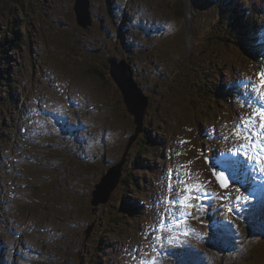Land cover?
I'll list each match as a JSON object with an SVG mask.
<instances>
[{
    "label": "rangeland",
    "instance_id": "1",
    "mask_svg": "<svg viewBox=\"0 0 264 264\" xmlns=\"http://www.w3.org/2000/svg\"><path fill=\"white\" fill-rule=\"evenodd\" d=\"M185 1L91 0L90 13L79 17L76 0H0V70L6 81L0 88V127H6L0 139V264H80L86 255L92 264H216L210 259L215 253L224 264H264V251L255 254L260 250L249 241V229L240 235L232 226L235 219L202 197L211 189L216 201L244 199L257 207L264 196V128L257 116L264 110V0H190L192 57L184 43ZM234 25L233 41L242 33V44H212L229 38L225 28ZM249 25L254 39L248 38ZM2 40L8 44L2 46ZM109 58L124 60L149 98L148 134L141 132L130 149L134 116L111 76ZM243 79L248 85L242 91L238 80ZM16 120L34 128L30 144L57 149L51 154L57 162L74 168L79 201L70 205L64 222L33 207L30 216L21 215L18 204L26 206L33 191L48 202L58 195L43 192L49 178L32 162L34 147L28 158L7 149ZM147 137L156 139L157 147L148 145ZM225 141L241 147L219 145ZM214 156L228 165L237 158L239 166L254 170L246 193L230 186V196L220 188L209 171ZM113 166L122 178L102 189L101 178ZM25 174L31 186L16 181ZM130 175L136 180L123 186ZM97 184L106 204L92 203ZM186 188L198 197L189 201L194 207L181 204ZM202 207L207 215L200 217ZM177 211L195 216L183 221ZM93 212L95 228L85 219ZM255 227L264 230V224ZM220 239L228 241L230 258L217 247L223 245Z\"/></svg>",
    "mask_w": 264,
    "mask_h": 264
},
{
    "label": "trees",
    "instance_id": "2",
    "mask_svg": "<svg viewBox=\"0 0 264 264\" xmlns=\"http://www.w3.org/2000/svg\"><path fill=\"white\" fill-rule=\"evenodd\" d=\"M181 9V8H178ZM183 13H184V19H185V9L183 8ZM250 10L246 9V13L249 12ZM244 12V11H243ZM20 27V26H19ZM233 27V28H232ZM230 26V27H226L225 30L228 32V37H224L221 38L219 37V40L217 41H212L213 45H222V44H226V45H239L242 44V36L241 34H239V36H237V38L239 39L238 42H234L233 38H234V32L235 31V25L234 26ZM17 32V30H16ZM248 32H250V34L248 35L249 39H254L255 37V32L252 26L249 25L248 27ZM196 37V35H195ZM6 43L4 40H2L1 45L4 46ZM250 50V49H249ZM248 50V51H249ZM185 58L182 60L181 64L184 62ZM3 70H0V88L3 87V84L6 83V81H4V77H3ZM9 87L5 90H8ZM169 93L172 92V90L170 89L168 91ZM164 94V93H163ZM213 99L215 100V98L213 97ZM222 100H227L224 99V97L221 98ZM219 100V99H218ZM77 110V109H76ZM39 116L41 115H36L35 119H40ZM83 117V116H82ZM11 118V117H10ZM63 126H65V124L63 123ZM74 128L75 127H71ZM147 130L145 132L148 131V126H146ZM159 128H161V125H159ZM6 129L5 126H1L0 127V139L5 136L4 130ZM11 131H12V135H14V140L12 141V146L11 147H7V149H10L15 151V152H25V157L29 156V146L31 145L32 147H34L37 150V154H33L32 158H33V163L37 166L38 170L40 173L48 176L49 178V183L47 184V187L43 188V192L44 193H51L52 191L55 193V195L57 196H53L51 198V201L48 202V197L38 194L35 191H33L31 193L32 198L27 200L26 206L21 202L19 203V201H17V203H19V207L21 208V212H22V216L24 217L25 215H29L30 213L35 210H43V214H45L47 217H50L52 219H55L54 222H64V219L66 216H68L71 211L69 210L70 205L75 202V206L76 203H78L79 200L76 199V193H79L78 189V185L76 184V178L72 177L73 174V167H71L69 164L64 163L63 166H61L57 160L54 158L52 154L53 151L57 150L54 148H47L46 145H40L37 143V146L35 147L33 144H30V142L28 141V139H33L30 136L33 135V127L24 123V122H20L16 120V123L14 125L11 126ZM76 130V135H77V128ZM4 133V134H3ZM144 135H146L145 133H143ZM148 134V132H147ZM6 137V136H5ZM203 135H200V139L202 142H206L207 139L205 137V140L202 139ZM148 140V145H150L151 147H157L156 146V139H149L147 137ZM158 140V139H157ZM9 142V140H8ZM77 144V143H76ZM60 145V149H58V151H62L63 150V146L59 143ZM211 152V151H208ZM45 157V165H41L42 164V158ZM40 164V165H38ZM88 164V168H93V167H89L90 164ZM15 166V163H14ZM40 166V168L38 167ZM16 167V166H15ZM129 178H132V180L130 181V183H134V180H136V178L132 175L128 176L127 178L124 179V183L123 186H127V181ZM22 181L25 184H27L28 186H31L33 184L32 180H30L26 174H25V178H20L18 177L16 179V181ZM64 180H66V184L64 182ZM70 180H74V184L71 186H68L71 182ZM17 186V184H16ZM65 187V188H64ZM18 190H20V187H18ZM36 189H40V187L36 188ZM93 192V191H92ZM34 196L36 198H34ZM83 195H80V197H82ZM86 198V197H85ZM12 199V203H15L14 200L16 199V195L15 193L11 196ZM77 200V201H76ZM67 201H72L70 204H66ZM32 204V205H31ZM82 206H84L85 208H87V205L82 203ZM128 205V204H127ZM74 206V207H75ZM34 209H33V208ZM52 208V209H51ZM260 208V207H259ZM3 209V208H2ZM199 210H203L204 212L200 215V211L197 212L198 216L202 217L207 215L205 208H201ZM5 212V211H4ZM123 212V211H122ZM20 215V216H21ZM119 215V214H118ZM92 216H96V213H92V215H88L87 218H85L87 221H91V223L93 224L94 219L92 220ZM193 216H195V213H193ZM211 220V219H210ZM208 222H209V218H208ZM111 226H114L113 224H110ZM26 228V227H25ZM31 228V227H30ZM216 227L214 226L213 229H215ZM239 234L241 235V233L244 232L245 229H249V234H250V242L253 244V242L256 244V246L258 245V247H256V249H259L260 251H256L255 254H257L258 256H262V251H264V230L262 229H257L254 225H244L242 223H239ZM27 231V229H26ZM12 232V229H11ZM260 232V233H257ZM14 233V232H12ZM26 232H24L25 234ZM18 235V237H20L23 233H16ZM212 234V232H211ZM24 237V236H23ZM259 238H263V239H259ZM235 239V238H234ZM260 240L263 241L262 244H260ZM100 242H102L101 240H99ZM221 242V244L223 245H219L217 244V247L219 248V250L222 252V254L225 256V258H230L228 257L227 254L232 255V252L229 248H227V244L228 241L227 240H219ZM261 241V242H262ZM235 244V243H234ZM242 246H244V242L242 243ZM236 248V247H235ZM19 251V247L16 248ZM183 253V252H180ZM23 254V253H20ZM215 256L216 259L213 257ZM191 258H197V256L191 255ZM89 257L86 255L85 259L80 263V264H92V258L90 260H88ZM214 263L216 264H224V262L220 261L219 259V255L217 253L213 254L212 257L210 258ZM200 260V259H199ZM173 263L176 262V260H172ZM194 263H196V260H193ZM226 264H231V263H226Z\"/></svg>",
    "mask_w": 264,
    "mask_h": 264
},
{
    "label": "water",
    "instance_id": "3",
    "mask_svg": "<svg viewBox=\"0 0 264 264\" xmlns=\"http://www.w3.org/2000/svg\"><path fill=\"white\" fill-rule=\"evenodd\" d=\"M87 6L89 7L88 11H85L84 7L80 4H78L75 7L76 12L79 15V17L82 14L90 13V3L87 2ZM85 17H86V14H85ZM186 17L188 18V22H186V28L188 32L187 40L190 41V39H192L193 37L190 9H188ZM86 23L88 24V22H85L83 24L86 26ZM108 63L113 65L112 72L110 71L111 76L113 77L117 85L120 87L124 102L128 105L129 111L132 114L136 115L138 118V122L140 126L137 129V131H139L140 133L143 131L144 119L146 117V113L149 107V98L145 96L142 89L138 88L136 82L133 79L132 74H130V71L127 70L126 68L121 67V65L125 64V62L117 63L114 59L109 58ZM136 138L137 136H135L132 140H135ZM212 173L213 175L215 173L214 177L216 180H217V175H223L225 177V179L228 181V187L226 189H228L229 186H232L233 179L229 175H226L223 172H217L215 170ZM120 179L121 178L118 177L116 172L111 171L110 175H108L105 179H103V182L101 183L102 189L104 186H110L111 188L112 180H115L114 182H119ZM97 189L98 191H95L97 194H93L92 196L93 205H99L100 203L106 202L108 200L107 198H104L103 196L101 198L100 186H97ZM222 189L226 190L225 188H222ZM93 224L95 228L96 222L94 221Z\"/></svg>",
    "mask_w": 264,
    "mask_h": 264
},
{
    "label": "bare ground",
    "instance_id": "4",
    "mask_svg": "<svg viewBox=\"0 0 264 264\" xmlns=\"http://www.w3.org/2000/svg\"><path fill=\"white\" fill-rule=\"evenodd\" d=\"M215 1V0H214ZM87 2L88 3H90L91 2V0H76V6L78 5V4H80V5H83V7L84 8H86V11H88L89 10V7L87 6ZM191 2L192 1H190V0H186L185 1V3H186V5H185V37H184V43H185V49H186V53L188 54V57H192V52H193V50H194V48H195V45L193 44V40L195 39V30H194V25H193V23H192V17H193V10H192V6H191ZM188 9H190V12H191V25H192V33H193V37H192V39H190V41H188L187 40V34H188V32H187V28H186V22H188V18L186 17L187 16V11H188ZM91 25V24H90ZM90 25H88L86 28H88ZM141 31L140 30H138V36L140 37V33ZM262 34H263V38H264V32L262 31ZM139 39V38H138ZM139 41H138V43H137V48H139ZM134 56L135 55H137V54H133ZM143 56H145V54H143ZM260 56H261V59H263L264 60V47H263V50H262V52L260 53ZM114 59V58H113ZM126 59H128V58H126ZM133 59V58H132ZM129 60V59H128ZM122 62H125L124 60H121V61H118V63H122ZM111 65V69H110V71L112 72V68H113V65L112 64H110ZM121 67L122 68H126L127 70H129L130 71V74H132V76H133V79H134V74H133V72H132V70H131V68H130V66L125 62V64H123V65H121ZM113 78V77H112ZM134 81H135V79H134ZM114 82H115V80H114ZM136 82V81H135ZM116 83V82H115ZM117 84V83H116ZM137 84V83H136ZM118 86V85H117ZM137 86H138V88H140L141 89V87H139V85L137 84ZM119 87V86H118ZM119 89H120V87H119ZM121 90V89H120ZM143 91V90H142ZM144 92V91H143ZM145 94V93H144ZM146 96V95H145ZM148 97V96H147ZM128 112L131 114V115H133L134 116V125L136 126L135 127V130L133 131V132H135L136 131V134L135 135H133L131 138H130V141H128V143H127V147H128V149H130V148H132V146H134L133 144H134V142L138 139V136H139V134L141 133H139V134H137V129L139 128V126H140V124H139V122H138V118H137V116L136 115H134V114H132L130 111H129V108H128ZM73 127H75V129H76V126H73ZM143 133H145V130H144V125H143V131H142ZM135 136H137V138L135 139V140H132ZM131 154V153H130ZM209 154L211 155L212 154V151L211 152H209ZM112 168H115V166H113V167H111V168H109V170L107 171V173L105 174V175H103V177L101 178V182L103 181V179H105L108 175H110V173H111V171H113L112 170ZM125 168V167H124ZM122 178V177H121ZM121 180V179H120ZM97 186H98V184L95 186V190H93V194H97L95 191H98V189H97ZM229 188H230V186H229ZM93 194H92V196H93ZM101 204H106V202H102ZM202 208H204V207H202ZM176 213H179L181 216H183V221L186 219V218H191L192 217V214H190L189 216H187V215H185V214H181L179 211H177ZM175 213V214H176ZM174 214V215H175ZM198 215V214H197ZM216 214L215 215H213V218H214V221H215V218H216ZM182 220H180V223H181V221ZM216 223V222H215ZM213 233V232H212ZM211 234V233H210ZM197 258H199V257H197Z\"/></svg>",
    "mask_w": 264,
    "mask_h": 264
},
{
    "label": "snow or ice",
    "instance_id": "5",
    "mask_svg": "<svg viewBox=\"0 0 264 264\" xmlns=\"http://www.w3.org/2000/svg\"><path fill=\"white\" fill-rule=\"evenodd\" d=\"M260 79H261V88H264V73H261L260 74ZM257 116L259 117L260 121H261V127L264 128V110H261L257 113ZM251 159V158H249ZM262 160L261 157L257 156L256 158V162L257 163H260ZM215 175V173H214ZM217 180L221 186V188H227L228 187V181L225 179V177L223 175H217ZM185 191L187 193H189L185 199L183 201H181V204L183 207L185 208H191V207H194L191 203H189V201L193 200V199H196L198 197L192 195V192H193V189H190V188H186ZM229 211H231V209H229Z\"/></svg>",
    "mask_w": 264,
    "mask_h": 264
},
{
    "label": "flooded vegetation",
    "instance_id": "6",
    "mask_svg": "<svg viewBox=\"0 0 264 264\" xmlns=\"http://www.w3.org/2000/svg\"><path fill=\"white\" fill-rule=\"evenodd\" d=\"M121 59H119V61H120Z\"/></svg>",
    "mask_w": 264,
    "mask_h": 264
}]
</instances>
